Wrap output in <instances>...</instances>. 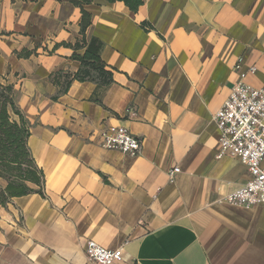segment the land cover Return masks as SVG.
Segmentation results:
<instances>
[{"label":"crops","instance_id":"0c3cea01","mask_svg":"<svg viewBox=\"0 0 264 264\" xmlns=\"http://www.w3.org/2000/svg\"><path fill=\"white\" fill-rule=\"evenodd\" d=\"M84 9L86 39L103 42L114 83L74 81L54 101L50 75L80 64L71 49L48 52L81 37L80 10L69 0H0V84L14 87L44 174L42 196L0 206V264H93L89 240L122 248L116 264H264V209L216 203L249 175L217 157L213 122L237 65L254 66L246 83L264 88V0H142L136 13L94 0ZM108 125L127 128L141 152L101 148Z\"/></svg>","mask_w":264,"mask_h":264},{"label":"built area","instance_id":"2783aa9c","mask_svg":"<svg viewBox=\"0 0 264 264\" xmlns=\"http://www.w3.org/2000/svg\"><path fill=\"white\" fill-rule=\"evenodd\" d=\"M238 80L233 84L229 97L213 116V122L220 133L218 158L228 156L239 160L247 169L249 178L240 188L219 196L217 204L252 209H264V88H254L246 83L250 75L256 73L251 66L240 71ZM130 118L137 117L135 111L129 110ZM101 148L117 151L133 157L141 152V140L132 135L127 128L119 125L104 127L98 139ZM178 168L167 174L173 183ZM87 259L93 264H116L124 262L122 248L109 250L89 240L84 249Z\"/></svg>","mask_w":264,"mask_h":264},{"label":"trees","instance_id":"16d2710c","mask_svg":"<svg viewBox=\"0 0 264 264\" xmlns=\"http://www.w3.org/2000/svg\"><path fill=\"white\" fill-rule=\"evenodd\" d=\"M108 3L121 2L131 12L136 13L142 5V0H104ZM80 10V38L74 43L56 44L48 53H53L59 47L73 51L71 59L79 62L80 68L75 73L57 72L50 75L51 83L57 87L55 101L66 94L74 81L93 83L97 88H107L114 83L113 69L109 68L101 58L104 44L97 38L86 39L85 32L91 24V16L84 9L94 0H69ZM83 52L79 54V52ZM33 52L16 53L19 59L29 58ZM16 92L13 85L0 84V179L6 186H0V206L6 207L15 197L31 193L43 195L44 174L39 169L28 147L30 123L17 108ZM97 101V100H96ZM35 186L37 189L31 188Z\"/></svg>","mask_w":264,"mask_h":264}]
</instances>
